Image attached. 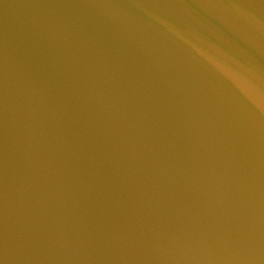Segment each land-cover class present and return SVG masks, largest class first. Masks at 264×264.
I'll return each instance as SVG.
<instances>
[{
  "label": "water",
  "instance_id": "obj_1",
  "mask_svg": "<svg viewBox=\"0 0 264 264\" xmlns=\"http://www.w3.org/2000/svg\"><path fill=\"white\" fill-rule=\"evenodd\" d=\"M0 264H264V0H0Z\"/></svg>",
  "mask_w": 264,
  "mask_h": 264
}]
</instances>
